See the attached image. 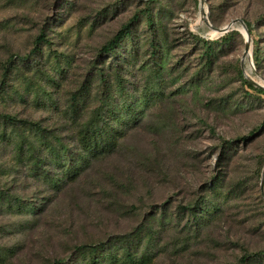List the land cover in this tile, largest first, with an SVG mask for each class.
<instances>
[{"label": "rangeland", "instance_id": "1", "mask_svg": "<svg viewBox=\"0 0 264 264\" xmlns=\"http://www.w3.org/2000/svg\"><path fill=\"white\" fill-rule=\"evenodd\" d=\"M145 2L0 0V112L39 122L49 141L79 151V131L104 93L122 87L111 122L126 132L116 152L54 194L29 170L28 143L46 156L40 136L0 123V195L13 202L9 208L0 196V264H52L77 244L130 232L153 214L155 239L138 248L149 246L147 264H242L264 251V96L239 76L241 69L264 80V0H157L149 10ZM137 16L131 34L102 51ZM236 19L253 28L243 64L239 30L215 43ZM230 190L226 201L220 195ZM50 196L38 217L21 204L40 207ZM204 200L223 210L206 218L183 209Z\"/></svg>", "mask_w": 264, "mask_h": 264}, {"label": "trees", "instance_id": "2", "mask_svg": "<svg viewBox=\"0 0 264 264\" xmlns=\"http://www.w3.org/2000/svg\"><path fill=\"white\" fill-rule=\"evenodd\" d=\"M155 2H157V0H146V10H149V6ZM135 18L137 20L138 16L125 23L118 33L103 46L102 51L108 53L109 51L115 50L117 45L131 34ZM246 24L252 35L253 28L251 24L247 22ZM154 26V18L149 17L147 27ZM229 33L230 32L218 38L215 43H226ZM36 40L39 44L40 42L46 41V38L44 34H41ZM202 41L206 46V53H208V57L210 58L211 51H213L212 44L205 39ZM253 61L257 68L262 64V59L258 51L254 53ZM239 76L241 84L248 87L253 92L251 93L252 95L257 94L258 96H264V89L249 83L244 77L241 69L239 71ZM104 95L105 96L102 97L103 102L94 110L93 118L79 131L80 136L77 139L79 151L70 148L60 140H57L56 144L49 141L47 129L39 122L19 119L11 114L0 112V123L3 122L5 125L10 124L16 128H27L40 136V141L44 143L46 156L44 157V154H37L36 144L32 142L28 143L31 146L28 151L30 156L29 170L34 176L42 177L49 187V190L54 194L63 192L69 184L75 183L93 166L94 162L104 161L119 149L121 140L125 137L126 132L120 134L118 129L115 128L114 124L111 122L113 111L112 102H116L113 100L114 98L116 99V96L122 97L124 95V89L122 87L119 88L118 91L109 89ZM76 98L77 96H74V100H76ZM74 104L76 103L73 101L69 113L76 117L78 107ZM135 122L136 120L133 123ZM224 144V146L228 145L229 141H224ZM25 145L26 143L24 141L19 145L20 157L25 156L23 150ZM51 166L59 171L54 173ZM220 183H222V179L215 182L213 187L214 191L218 190ZM233 193L234 191L230 190L222 192L220 196L226 199V201H229L230 198L233 197ZM0 196L2 197V195ZM2 198L6 199L9 208H12V200L9 199L8 196H3ZM52 198V196L45 198V201L41 203L42 205L40 207H36L34 204L29 206L28 203L24 201H22L21 204L25 206L27 212H31L34 217H38L46 210ZM220 208V204L213 202L207 203L205 200L199 203V205H187L183 207V209H187L188 213L192 215H197L198 212H204L203 217L206 218H209L212 214L216 216L218 212L223 210ZM168 218L170 217H167V219ZM165 220L164 218L160 219V223L164 224ZM148 221V224L144 223L139 228L137 227L130 232L112 234L104 239L77 244L73 247V252L70 257L55 259L52 264H147L146 262L151 254L148 250L149 246L141 253L138 248L141 246L143 239L148 238L149 245L154 241L155 234L152 224L159 221V219L153 214L148 218ZM144 230L145 234H142ZM241 261L242 264H249V261L262 264L264 263V251L246 254L241 258Z\"/></svg>", "mask_w": 264, "mask_h": 264}, {"label": "water", "instance_id": "3", "mask_svg": "<svg viewBox=\"0 0 264 264\" xmlns=\"http://www.w3.org/2000/svg\"><path fill=\"white\" fill-rule=\"evenodd\" d=\"M203 1H205V0H200L201 3ZM237 22H240V24H242L244 26V28L246 30V34H247V37L245 38L244 53H243V56H242V64H243L247 57H252V37H251V32H250L246 22L243 19H236V20L232 21L231 23H229L228 25H226L225 27H222L220 30L223 32V34L228 32L231 29L233 30L235 28H232L231 26L236 24ZM244 77L246 78V80L249 83L264 89V82H261V81H258L256 79H253L247 73H244ZM260 189H261V192H262V194L264 196V170H263V173H262Z\"/></svg>", "mask_w": 264, "mask_h": 264}, {"label": "bare ground", "instance_id": "4", "mask_svg": "<svg viewBox=\"0 0 264 264\" xmlns=\"http://www.w3.org/2000/svg\"><path fill=\"white\" fill-rule=\"evenodd\" d=\"M204 2V1H203ZM202 2V3H203ZM208 19V18H207ZM232 28H235V29H237V30H239L243 35H244V37L246 38L247 37V34H246V30H245V28H244V26L242 25V24H234V25H232L231 26ZM230 31V30H229ZM220 33H223L221 30L219 31ZM222 35V34H221ZM250 58V57H249ZM254 70V69H253ZM261 78V77H260ZM261 81V80H260ZM261 82H264L263 80L261 81Z\"/></svg>", "mask_w": 264, "mask_h": 264}]
</instances>
